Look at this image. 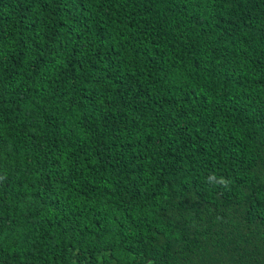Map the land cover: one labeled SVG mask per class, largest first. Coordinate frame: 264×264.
<instances>
[{"label":"trees","instance_id":"16d2710c","mask_svg":"<svg viewBox=\"0 0 264 264\" xmlns=\"http://www.w3.org/2000/svg\"><path fill=\"white\" fill-rule=\"evenodd\" d=\"M0 264H264V0H0Z\"/></svg>","mask_w":264,"mask_h":264},{"label":"clouds","instance_id":"9594fccd","mask_svg":"<svg viewBox=\"0 0 264 264\" xmlns=\"http://www.w3.org/2000/svg\"><path fill=\"white\" fill-rule=\"evenodd\" d=\"M219 184H220L221 186L225 187V188L228 187V181H226V180L221 179V180L219 181Z\"/></svg>","mask_w":264,"mask_h":264}]
</instances>
